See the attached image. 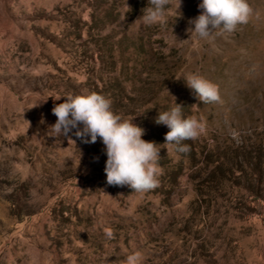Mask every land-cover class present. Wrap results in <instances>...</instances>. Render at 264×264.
Instances as JSON below:
<instances>
[{
  "label": "rangeland",
  "instance_id": "rangeland-1",
  "mask_svg": "<svg viewBox=\"0 0 264 264\" xmlns=\"http://www.w3.org/2000/svg\"><path fill=\"white\" fill-rule=\"evenodd\" d=\"M199 2L180 0L177 13L170 0L162 27L136 20L147 0H0V264H123L136 251L142 264H264V175L210 180V167L186 163L177 180L159 169L155 188L132 192L106 183L99 137L47 135L56 97L89 93L101 69L91 58L111 44L129 57L115 74L131 97L159 80L161 101L188 100L204 122L201 158L263 140L264 0L205 40L187 31ZM187 74L219 100L201 103Z\"/></svg>",
  "mask_w": 264,
  "mask_h": 264
},
{
  "label": "clouds",
  "instance_id": "clouds-1",
  "mask_svg": "<svg viewBox=\"0 0 264 264\" xmlns=\"http://www.w3.org/2000/svg\"><path fill=\"white\" fill-rule=\"evenodd\" d=\"M179 4L180 0H175L177 13ZM169 5L170 0H147L136 20L145 26L163 27L167 24ZM197 7L201 11L189 21L192 27L187 29L197 40L209 38L217 29L230 33L237 25L246 23L251 13L247 0H200ZM184 83L201 103L219 100L216 85L201 76L187 74ZM60 97L65 99L51 108L56 119L48 126L47 135L67 138L72 133L84 143H94L99 137L106 156L103 171L107 184L126 185L138 193L156 187L159 148L154 142L141 139L143 129L132 123V118L114 114L110 99L96 92L66 94L56 99ZM174 105L158 112L155 122L168 129L164 134V144L170 145L174 152L183 153L188 146L182 141L197 138L204 131V122L195 116H183L182 107ZM32 255L35 259L36 254ZM142 259L140 252H132L124 258L123 264H142Z\"/></svg>",
  "mask_w": 264,
  "mask_h": 264
},
{
  "label": "trees",
  "instance_id": "trees-1",
  "mask_svg": "<svg viewBox=\"0 0 264 264\" xmlns=\"http://www.w3.org/2000/svg\"><path fill=\"white\" fill-rule=\"evenodd\" d=\"M109 48L112 50L111 44H109ZM111 50L107 55L103 54L102 50H97V61L91 58V62L95 66L99 65L101 69L97 73L90 72L89 78L92 82L89 91L109 98L111 101L110 108L114 114L119 115L122 113L124 118L133 116L132 121L138 119L136 125L143 129L141 139L157 144L160 155L158 167L163 170L169 180H177L181 176L186 163L191 164V167L199 164L210 167V172L207 175L210 180H229L228 178H233L235 174H243L245 180H252L251 177H248L246 170L250 171L251 176L257 175L258 178L264 175V139L259 140L258 144L250 146L230 144L222 150L215 147L212 151H208L204 158H201L195 139L182 141L183 144L188 146V150L183 153L174 152L170 145L164 144V134L168 129L163 124L155 122L158 112L175 106V103L182 107L183 116H191L190 103L180 94H176L173 99L166 102L161 101L158 95L160 88L164 85L159 80L153 81L151 88H141L136 91L135 95L132 94V97L134 96L136 100L133 99L126 90L127 81L121 80L120 76L115 74L118 65L119 72L126 68L129 57L125 56L127 54L122 53L116 59L114 52H111ZM102 70L106 71L103 72L106 78H102ZM170 79L166 78L165 80L170 81ZM125 100L130 103H124ZM262 122H264V119ZM262 132L264 136V127Z\"/></svg>",
  "mask_w": 264,
  "mask_h": 264
}]
</instances>
